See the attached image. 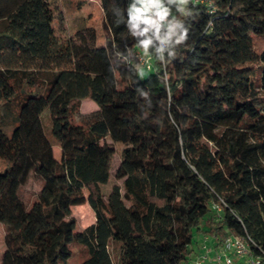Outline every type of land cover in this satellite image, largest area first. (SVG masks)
Wrapping results in <instances>:
<instances>
[{
  "label": "trees",
  "instance_id": "trees-1",
  "mask_svg": "<svg viewBox=\"0 0 264 264\" xmlns=\"http://www.w3.org/2000/svg\"><path fill=\"white\" fill-rule=\"evenodd\" d=\"M107 1L102 47L88 28L54 48L45 0H0V102L18 141L0 173V264H65L73 243L82 264H186L196 235L264 251V0H209L213 14L158 0L161 26ZM135 51L151 58L142 77ZM83 100L98 110L77 123ZM112 144L120 184L104 195ZM83 204L94 223L75 231L68 211Z\"/></svg>",
  "mask_w": 264,
  "mask_h": 264
},
{
  "label": "rangeland",
  "instance_id": "rangeland-1",
  "mask_svg": "<svg viewBox=\"0 0 264 264\" xmlns=\"http://www.w3.org/2000/svg\"><path fill=\"white\" fill-rule=\"evenodd\" d=\"M77 2L82 3L77 10ZM109 8L107 0H73L72 4L64 6L60 0H45L44 9L46 13L47 23L50 33L51 45L55 48L66 40L70 39L79 42V37L85 34V30L91 28L96 33V46L102 47L104 45V31L102 28L103 14ZM98 110L96 104L91 100H83L80 102L79 110L74 115V120L77 123L86 121L90 114ZM48 112L42 116V122H45ZM0 129L4 136L11 137V140L1 138L0 140V173L6 171L10 167L18 147L16 132L14 131L13 119L3 115V106L0 102ZM113 153L108 159L109 181L102 186V193L107 195L112 185L120 184L115 181L114 172L120 162V144H112ZM54 157L58 158L59 151L53 148ZM40 189V183L34 177L21 188L20 196L23 201L30 204L35 194ZM70 217L76 221V230L80 231L87 226L94 223V214L87 204L81 206L71 207L68 211ZM3 228L0 225V260L4 252L3 243ZM71 256L67 259L65 264H82L88 258V252L82 244L73 243L69 245ZM110 253L113 262L117 261L118 245L112 247L110 244Z\"/></svg>",
  "mask_w": 264,
  "mask_h": 264
},
{
  "label": "built area",
  "instance_id": "built-area-1",
  "mask_svg": "<svg viewBox=\"0 0 264 264\" xmlns=\"http://www.w3.org/2000/svg\"><path fill=\"white\" fill-rule=\"evenodd\" d=\"M195 4L205 7L209 14L214 8L209 0H192ZM127 10L143 9L148 12L156 25H162L163 19L159 14L158 0H124ZM166 47L165 39L158 37V48L161 52ZM137 66V74L142 77L145 72L152 70L151 58L146 53H132ZM213 210L220 212L219 206L213 204ZM186 264H264V251L251 239L230 236L219 242L214 236L204 235L200 242L191 247V257Z\"/></svg>",
  "mask_w": 264,
  "mask_h": 264
},
{
  "label": "crops",
  "instance_id": "crops-1",
  "mask_svg": "<svg viewBox=\"0 0 264 264\" xmlns=\"http://www.w3.org/2000/svg\"><path fill=\"white\" fill-rule=\"evenodd\" d=\"M202 238V236H195V242H194V244L193 245H196V244H198L199 242H200V239Z\"/></svg>",
  "mask_w": 264,
  "mask_h": 264
}]
</instances>
